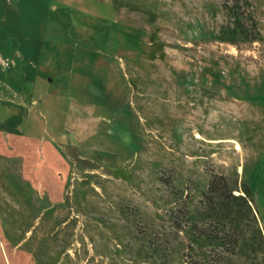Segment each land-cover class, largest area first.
<instances>
[{"label": "rangeland", "instance_id": "obj_1", "mask_svg": "<svg viewBox=\"0 0 264 264\" xmlns=\"http://www.w3.org/2000/svg\"><path fill=\"white\" fill-rule=\"evenodd\" d=\"M26 4L1 56L29 79L40 59L37 102L0 138V264H264V0ZM214 175L258 215L202 216Z\"/></svg>", "mask_w": 264, "mask_h": 264}, {"label": "crops", "instance_id": "obj_2", "mask_svg": "<svg viewBox=\"0 0 264 264\" xmlns=\"http://www.w3.org/2000/svg\"><path fill=\"white\" fill-rule=\"evenodd\" d=\"M30 1L31 0H0V138L4 139L5 136H7L6 139L8 143H11L13 139L14 143L20 144L24 137L26 139L23 129L24 119L30 117L31 110L37 102L33 94H35L34 90L36 89L39 78L40 59H37L36 63L32 64L35 71L33 72V78L29 79L28 75L30 74L29 71L31 67L30 65L25 66L24 58L22 61H20L18 56L12 58L11 67L6 69V63L3 62L1 56L3 55L1 49L8 41L6 38L7 32H17L21 30L25 32L32 30L23 29L24 26L21 22L19 23V19L16 20L13 18L16 15L19 16V14H22L21 10H24L25 5L29 6L30 4L26 3ZM9 46L15 49L14 45L9 44ZM19 63H22L21 68L17 66ZM20 70L21 74L18 75ZM33 85H35V87H33ZM27 139L31 138L29 137ZM3 143L5 142L3 141ZM2 157L3 156L0 155V160L3 159Z\"/></svg>", "mask_w": 264, "mask_h": 264}, {"label": "trees", "instance_id": "obj_3", "mask_svg": "<svg viewBox=\"0 0 264 264\" xmlns=\"http://www.w3.org/2000/svg\"><path fill=\"white\" fill-rule=\"evenodd\" d=\"M234 17L236 20L222 29V36L229 42L237 43L248 37L249 32L247 28L239 25L241 22L239 14L234 13ZM257 41L258 38L253 40L254 43ZM239 190L240 188L232 184L228 177L214 175L203 193L206 211H201L202 216L206 214L208 218H226L234 228L240 226L238 222H242L245 217L253 215L254 202L251 189L248 186L242 188V192ZM236 192L240 194L236 195ZM254 207L258 215L255 204ZM233 245L237 246L236 243Z\"/></svg>", "mask_w": 264, "mask_h": 264}, {"label": "bare ground", "instance_id": "obj_4", "mask_svg": "<svg viewBox=\"0 0 264 264\" xmlns=\"http://www.w3.org/2000/svg\"><path fill=\"white\" fill-rule=\"evenodd\" d=\"M236 149L239 150L240 149V146L236 145Z\"/></svg>", "mask_w": 264, "mask_h": 264}]
</instances>
